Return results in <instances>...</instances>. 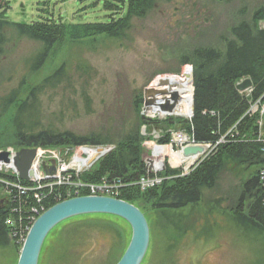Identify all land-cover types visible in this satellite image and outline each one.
Segmentation results:
<instances>
[{
    "label": "trees",
    "instance_id": "1",
    "mask_svg": "<svg viewBox=\"0 0 264 264\" xmlns=\"http://www.w3.org/2000/svg\"><path fill=\"white\" fill-rule=\"evenodd\" d=\"M160 1L168 3L171 0H109L103 5L105 11L125 12L106 22L65 24L60 19H45L24 24L0 20V57L10 40L8 34L26 38L37 46L23 61L18 86L0 93V118L15 106L12 124L15 145L20 149L110 146L112 150L100 159L96 167L78 178L72 176V181L116 183L119 187L117 199L133 206L141 199L152 202L153 209L160 211L175 228H178L179 219L174 222L167 213L187 211L186 216H194L190 230L193 234H196V216H204L210 231L213 225L216 226L219 215L238 237L264 250V135L262 141L256 122L251 117H244L251 102L260 97L264 102V28L259 26L264 22V8H259L253 14L251 23L241 21L231 26L229 36H220L219 44L195 47L187 55H180L179 65H190L192 68L193 117L190 121L179 122L174 118L164 122L141 120L143 95L137 93L131 103L132 117L123 122L121 131L106 130L105 134L76 136L71 132H59L50 126L44 127L41 122L42 96L60 87L72 89L73 74L89 77L91 73L89 65L79 62L74 67L68 60L30 87L25 98L20 99L25 80L44 66L59 42L67 39L70 45H79L89 40L87 44L94 45L97 38L124 40L132 29L133 21L147 17ZM5 8L8 9V6ZM5 11L0 14L3 15ZM245 79H249L252 84V94L248 97L240 95L235 89L237 82ZM88 86L89 80L80 82V96L85 109L90 111ZM157 125H161L160 130L164 131L157 141L159 145L170 142V132L167 131L173 129H183L196 143L211 146L230 129L232 138L228 137L225 143L216 146L187 172L171 169L165 164L160 173L164 178L161 184L141 191L136 182L147 174L142 158V143L146 138L141 128L145 127L147 132L152 128L158 129ZM251 169L253 171L242 181L241 176ZM226 173L231 174L237 182L225 192H219L221 178ZM14 182L29 187H23L29 192L21 195ZM34 186L36 184L31 181H22L10 173L0 172V193H5L3 200H0V245L15 242L20 250L21 237H25L34 220L45 210L63 201L61 196L65 187ZM82 196L88 195L85 193ZM201 208L204 211L200 212ZM33 210L39 212L38 216L33 214ZM186 216L183 214V218ZM88 229L107 234L116 244L120 241V234L110 227L91 226Z\"/></svg>",
    "mask_w": 264,
    "mask_h": 264
},
{
    "label": "rangeland",
    "instance_id": "2",
    "mask_svg": "<svg viewBox=\"0 0 264 264\" xmlns=\"http://www.w3.org/2000/svg\"><path fill=\"white\" fill-rule=\"evenodd\" d=\"M107 1L109 0H10L8 9L5 8L6 4H0V13L6 9L3 15L0 14V20L29 24L45 19H60L65 24H85L106 22L112 17L116 19L125 12H116L119 13L117 15L105 11L103 5ZM259 8H264V0H171L168 3L160 1L147 17L133 21L132 29L124 40L97 38L94 45L87 44L89 40L79 45H70L67 39L59 42L44 66L25 80L26 85L22 88L20 99H24L30 87L52 73L63 61L68 60L74 67L79 62L84 63L91 67L89 77H80L79 73L73 74L72 89L64 90L60 87L47 91L42 96L41 122L44 127L50 126L59 132H71L76 136L105 134L106 130L121 131L123 122L132 117L131 103L137 93L143 95L146 88L155 87L158 80L163 78L181 76L190 66L179 65L182 53L184 56L195 47L219 44L220 36H229L228 30L231 26L241 21L251 23L253 14ZM259 26L263 29L264 22ZM8 38L10 40L4 47L3 56L0 57V93L18 86L23 61L37 47L26 38H18L12 34H8ZM8 77L10 80H7ZM82 80H89L90 111L85 109L80 96ZM171 90L178 93L174 87H171ZM239 94L241 95V92ZM263 105L264 102L256 107L260 109ZM14 111L15 106H12L0 118V153H8V158L10 152L15 154L23 149L17 148L14 141ZM148 111L150 112V109ZM142 112L143 107L140 119L141 115L145 117L144 120L149 119L147 112ZM257 117L258 113L251 116L253 122ZM166 118L168 117L164 119L155 115L149 120L159 119L164 122ZM173 118L187 120L180 116ZM157 126L158 129L152 128L147 132L141 128V133L146 138L142 143L146 175H152V169L147 167L148 161L153 166L157 161H162L163 165L167 164L171 169L183 171L185 163H178L169 156L162 159L153 157L154 146L159 145L157 141L164 134V131L160 130L162 126ZM178 131L182 130L173 129L167 132H170L171 138V134ZM98 148H107L108 152L112 150L110 146L36 148L39 174L43 171L42 163L50 167L52 161H55L54 175L58 174L59 165H68L71 157L72 160L65 166V170L75 169L71 165L74 156L85 158L86 150ZM172 152H177L175 145ZM104 155L88 159L87 172L96 167ZM252 171L253 169L242 175V181ZM9 173L12 174V171ZM17 178L19 179L18 175ZM47 181L34 184H48ZM236 182L231 174L226 173L221 178L219 192H225ZM14 183L22 188H29L19 182ZM3 192L0 193V200H3L5 195ZM27 192L29 191H21V195ZM151 204L152 202L143 199L135 203V207L145 216L149 227V244L141 264H264L263 248L250 245L238 237L221 216L217 215L216 226L213 225L209 231L204 216L199 214L195 217L196 234H193L190 230L194 216H186L187 211H181L179 214L167 213L168 217L172 216V221L179 219L178 228H175L173 223L167 221L160 211L153 209ZM202 208L200 212L204 211ZM183 214L186 218H183ZM91 226H105L116 230L120 234L119 243H114L107 234L88 229ZM130 238V226L120 218L109 215L71 218L58 225L46 238L38 264H117ZM19 252L15 242L0 245V264H17Z\"/></svg>",
    "mask_w": 264,
    "mask_h": 264
},
{
    "label": "water",
    "instance_id": "3",
    "mask_svg": "<svg viewBox=\"0 0 264 264\" xmlns=\"http://www.w3.org/2000/svg\"><path fill=\"white\" fill-rule=\"evenodd\" d=\"M187 76L188 82L192 84V71ZM171 84L166 80H158L155 87L146 88L143 92L144 103L142 113L150 109L157 114L161 112L163 115L173 116L172 114L179 100V95L176 91L171 90ZM251 86V81L245 79L242 83L236 85L235 89L240 93ZM192 117L193 94L192 111L189 119L191 120ZM144 118L141 115V120H144ZM97 150L102 151L101 155L109 151L107 148H98ZM207 150L208 147L205 145L183 147L179 152L180 155L183 157L185 163L191 161L188 166L183 167V171H187L200 163L206 156ZM36 154L37 150L35 149H21L14 154L13 160L10 161L8 153H0V162H3L5 165L11 164L18 173L19 179L28 181L35 177L32 163ZM147 167L149 169L152 168L150 161H148ZM42 169L46 176L50 177L54 175L55 161L51 162L50 167H47L46 163H42ZM85 215H109L124 220L130 226L131 238L117 264H141L149 244V227L145 216L139 209L127 202L104 196L75 197L57 203L42 213L33 222L23 241L17 264H38L40 252L48 234L62 222Z\"/></svg>",
    "mask_w": 264,
    "mask_h": 264
},
{
    "label": "built area",
    "instance_id": "4",
    "mask_svg": "<svg viewBox=\"0 0 264 264\" xmlns=\"http://www.w3.org/2000/svg\"><path fill=\"white\" fill-rule=\"evenodd\" d=\"M9 3H10V0H0V4H6L5 6H8ZM186 70H189V72H190L192 69L190 66H188L186 68ZM242 82H243V80H240L239 82H237V85L242 83ZM251 94H252V86L249 88V90H245L244 92H241V95H246L245 97H248ZM262 99L263 98L260 97V98L256 99L255 101L251 102L249 104V108H248L247 112L244 115V117L245 116L251 117L253 114L258 113V117H257L255 122H256V126L259 129V137H261V140H262V136L264 135V105L260 109H257L256 105L259 106V103L263 102ZM252 109H253V111H252ZM146 112H147L148 118L153 119L154 115L150 114L149 111H145V114H146ZM148 114H150V115H148ZM144 128L145 127H143V130H144ZM231 131H232V129H230L224 136L220 137L219 140L213 146H211L209 144H202V145L207 146L208 150L212 151L219 144L225 143L228 137L232 138ZM259 140L260 139H258V141ZM173 145H175L176 150H178V149L185 147V146H193V145H201V144L196 143L184 131H178V132H174L171 134V146H169L171 148V151H172ZM154 148H166V146L156 145V146H154ZM82 152H84V150H82ZM13 155L14 154H12L10 152V154H9L10 160L13 159V157H14ZM37 157H38V155H37ZM88 159L89 158L87 155L85 158H80V157L74 156L73 162L71 163V165L75 169H70L67 171L65 170V166H68L70 164L72 157H71L68 165L61 163L59 165L60 168H58L59 173L55 174V176L53 177V181L50 182V177H47L43 173L42 170H41L42 175L39 174V171H38L39 158H37L32 163V168H33V170H35L34 172H36V174H37V179L36 180H29V181H31L33 183L34 182L39 183V182H44V181L48 180L47 181L48 184H42V186L37 185L36 186L37 188H40V187L52 188L55 186L65 187L63 195L61 196V199L63 201L67 200L71 196H74V197L82 196V195H79L80 193H83V194L86 193L88 196H104V197H110V198H117L119 195V191H118L119 187H118V185H116V183L108 184L104 181V182H101L100 184H85L84 182L72 181V179H71L72 176H74L75 178H78L79 175L87 172V169L89 168V166L81 167V163L88 161ZM158 163L159 164L157 166H153V164H152V168H151L152 171L150 173L152 175L143 176V177L139 178L138 181L136 182V185L140 188L141 191H146L150 188L158 186L163 181V177L160 176V173L163 171L164 165L162 164V161H159ZM9 171H12L11 175H14L17 177L18 174L15 172L12 165L6 166L5 164L0 163V172L9 173ZM62 172H64V173H62ZM184 172H187V171H184ZM262 178L264 179V168H263V177ZM16 189L20 192V194H21V191H25L24 188H22L21 186H17V185H16ZM74 197H72V198H74ZM33 214L38 216L39 212L37 210H33ZM32 220H33V218H32ZM7 223H9V222H7ZM24 239H25V237H21L22 243H23Z\"/></svg>",
    "mask_w": 264,
    "mask_h": 264
},
{
    "label": "bare ground",
    "instance_id": "5",
    "mask_svg": "<svg viewBox=\"0 0 264 264\" xmlns=\"http://www.w3.org/2000/svg\"><path fill=\"white\" fill-rule=\"evenodd\" d=\"M188 74H189V70H185L184 73L181 76H170V77H167V78H163L162 79V80H166L169 83H172L171 86L174 87V88H176L177 91H178L179 100L177 101V105H176L175 110L173 111V114L172 115L173 116L184 117L186 119H189L190 118V115H191V111H192V94H193L192 85L188 82V76H187ZM143 103H144V101H143ZM150 112H151L152 115H154V116L155 115H158L159 117L164 118V119H165V117H168L166 115H163V113H161V112H158L159 114L155 113L153 110H150ZM173 116H169L168 118H166V120H168L170 118H173ZM154 120H156V119H154ZM157 120L158 121H161L159 119H157ZM178 121L179 122H183V120H178ZM181 130L183 131V129H181ZM144 131H145V129H144ZM142 135H143V133H142ZM169 146H171V139H170V142L166 145V148H155L154 151H153V153H152L153 157L154 158H157V159H162L164 156H169L171 159H173V158L176 159V161L178 163H181V164L184 163V159H183V157L179 153L180 150L183 147L180 148V149H178V150H176L178 153L177 152L175 153V152H172L171 151V148ZM172 150H173V148H172ZM101 153H102L101 150H89L88 149V150L85 151V154H87V156H88L89 159L96 158ZM208 153H210V150H207V154ZM36 157H37V154H36ZM36 157H35L34 161L36 160ZM190 163H191V161L186 162L185 166L186 165L188 166ZM158 164L159 163L157 161L155 163V166H157ZM6 166H11V164H8ZM85 166H89V162L88 161L81 163V167H85ZM34 175H35L34 179H31V180H36L37 179L36 172H34ZM54 176L55 175L50 176V182L53 181V177ZM163 180H164V178H163ZM82 194L83 193H80L79 195H82ZM72 197H74V196H71L68 199H72ZM79 197H83V196H79ZM114 199H117V198H114Z\"/></svg>",
    "mask_w": 264,
    "mask_h": 264
},
{
    "label": "flooded vegetation",
    "instance_id": "6",
    "mask_svg": "<svg viewBox=\"0 0 264 264\" xmlns=\"http://www.w3.org/2000/svg\"><path fill=\"white\" fill-rule=\"evenodd\" d=\"M0 204H1V202H0Z\"/></svg>",
    "mask_w": 264,
    "mask_h": 264
}]
</instances>
